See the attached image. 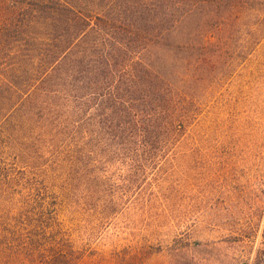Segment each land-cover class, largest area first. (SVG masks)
Here are the masks:
<instances>
[{
	"label": "trees",
	"instance_id": "obj_1",
	"mask_svg": "<svg viewBox=\"0 0 264 264\" xmlns=\"http://www.w3.org/2000/svg\"><path fill=\"white\" fill-rule=\"evenodd\" d=\"M4 5L0 113L35 133L68 184L84 183L91 200L109 187L101 173L113 162L130 160L137 175L182 141L200 111L198 86L226 57L264 71L262 54L254 55L264 40L258 0ZM133 177L128 181L138 183ZM58 247L48 245L46 264H71V245L62 256Z\"/></svg>",
	"mask_w": 264,
	"mask_h": 264
},
{
	"label": "rangeland",
	"instance_id": "obj_2",
	"mask_svg": "<svg viewBox=\"0 0 264 264\" xmlns=\"http://www.w3.org/2000/svg\"><path fill=\"white\" fill-rule=\"evenodd\" d=\"M257 49L264 58V40ZM221 66L182 141L137 175L113 162L93 200L0 113V264H46L54 242L60 256L71 245V264H264V71L233 56Z\"/></svg>",
	"mask_w": 264,
	"mask_h": 264
}]
</instances>
